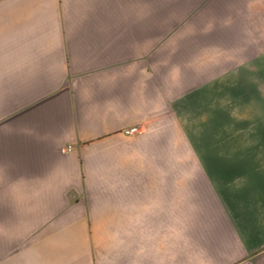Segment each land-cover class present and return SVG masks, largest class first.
<instances>
[{"label":"crops","instance_id":"1","mask_svg":"<svg viewBox=\"0 0 264 264\" xmlns=\"http://www.w3.org/2000/svg\"><path fill=\"white\" fill-rule=\"evenodd\" d=\"M0 264H264V0H0Z\"/></svg>","mask_w":264,"mask_h":264},{"label":"rangeland","instance_id":"2","mask_svg":"<svg viewBox=\"0 0 264 264\" xmlns=\"http://www.w3.org/2000/svg\"><path fill=\"white\" fill-rule=\"evenodd\" d=\"M227 108H232V109H239L241 110V113H236L237 114H242V116L245 114V112H247L248 108H249V101H241V102H227ZM244 119V117H243ZM229 120H233L235 122V120H239V117L235 116V117H231V118H227V123H232V122H228Z\"/></svg>","mask_w":264,"mask_h":264},{"label":"built area","instance_id":"3","mask_svg":"<svg viewBox=\"0 0 264 264\" xmlns=\"http://www.w3.org/2000/svg\"><path fill=\"white\" fill-rule=\"evenodd\" d=\"M138 131H139V128H138L137 125L129 126V127L125 128L123 130V132L126 133V134L135 133V132H138Z\"/></svg>","mask_w":264,"mask_h":264}]
</instances>
